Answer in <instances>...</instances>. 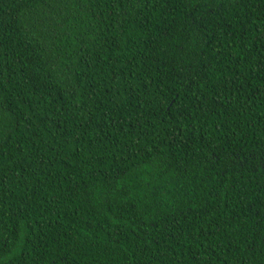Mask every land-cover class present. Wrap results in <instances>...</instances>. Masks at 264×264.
Masks as SVG:
<instances>
[{"label":"trees","instance_id":"obj_1","mask_svg":"<svg viewBox=\"0 0 264 264\" xmlns=\"http://www.w3.org/2000/svg\"><path fill=\"white\" fill-rule=\"evenodd\" d=\"M0 264H264V0H0Z\"/></svg>","mask_w":264,"mask_h":264}]
</instances>
